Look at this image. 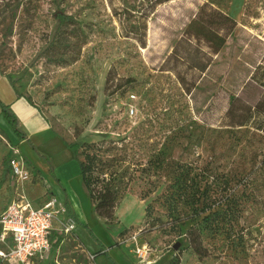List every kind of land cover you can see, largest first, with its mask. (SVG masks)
I'll list each match as a JSON object with an SVG mask.
<instances>
[{
	"label": "rangeland",
	"instance_id": "rangeland-1",
	"mask_svg": "<svg viewBox=\"0 0 264 264\" xmlns=\"http://www.w3.org/2000/svg\"><path fill=\"white\" fill-rule=\"evenodd\" d=\"M8 1L16 5L14 18L8 14ZM139 2L143 1L0 0V74L42 111L66 148L75 141H116L147 119L149 143L174 134L178 140L174 158L185 161L199 156L205 162L212 153L206 141L224 121L230 96L246 109L264 92L251 79H264V0H169L148 17L145 40L136 41L123 36L113 11L119 3ZM61 10L78 21L72 41L58 40L54 14ZM7 27L12 35L5 37ZM211 28L224 40L218 51L213 48L216 38ZM255 122L264 125V116L256 115ZM187 137L189 146H179ZM239 137L232 135L231 140L237 142ZM242 138L245 150L237 164L247 173L236 187L243 203L236 235L206 239L204 255L195 254L183 235L162 230L161 222L171 220L163 206L156 204L151 216L144 217L145 206L155 196L148 190L153 187L148 179L156 181L157 176L140 168L132 172L134 180L112 223L95 215L80 175L72 178L71 193L82 209L83 217L77 215L91 232L87 235L94 234L109 247V255L103 256L117 264H173L178 254L179 264H264V167L250 170L247 155L257 148L254 163L264 162V132ZM14 149L0 122V212L17 191L11 171L4 166ZM34 151L45 160L43 153ZM145 154L139 153L143 162ZM72 161L78 165L74 154ZM32 178L33 172L23 189L30 200L39 202L50 189L44 176L39 182ZM158 213L161 218H156ZM58 239L56 263L50 264H96L95 252L73 232ZM136 248L143 250V258Z\"/></svg>",
	"mask_w": 264,
	"mask_h": 264
},
{
	"label": "trees",
	"instance_id": "trees-1",
	"mask_svg": "<svg viewBox=\"0 0 264 264\" xmlns=\"http://www.w3.org/2000/svg\"><path fill=\"white\" fill-rule=\"evenodd\" d=\"M142 1L139 2V5L119 3V6H116L113 11L123 36L136 41L145 40L148 17L159 4L169 0ZM11 2H7L6 8L9 16L14 18L16 5ZM54 17L58 21V40L72 41V38L76 36L74 30L78 25L77 19L73 14L62 10L56 11ZM225 18L228 19V17ZM216 29L211 28V35L216 38L213 48L218 51L224 40ZM11 35L12 28L7 27L3 36ZM251 79L253 85L257 84L264 88V79H256L255 76H252ZM15 92L18 96H24L16 90ZM24 97L33 104L29 97ZM235 100V97L230 96L224 121L213 129V132L216 133L213 139L206 141L207 147L212 153L205 162L201 161L199 156L196 159L185 161L174 158L172 154L177 146L174 145V142L178 143L174 134L168 133L170 135H167L160 143L156 140L149 143V139L152 138L151 122H148L147 119L134 127L131 134H126L116 141L102 139L66 144L78 161L82 184L92 203L95 215L112 223L117 206L124 199L129 184L134 180L132 172L137 170L135 168H140V171L144 173L153 170L157 176L156 181L148 179L149 184H153V187L148 190L150 193L154 191L155 196L151 200L152 202L145 206L144 217L151 216L156 204L163 206L171 220H167L165 225H162L163 223L159 219L160 227L169 235H183L188 247L195 254L204 255L206 239L236 235L239 218L243 211L240 191L236 187L241 184L240 182L247 173L243 172L237 161L241 162L238 158L243 155L245 150L244 147L242 148V136L250 133L254 138L261 136V133L264 132V125L255 122L256 115L264 116V92L252 106L246 109L236 104ZM0 109L11 129L20 138L26 139V135L18 126V119L10 108L0 101ZM238 134H240L239 141L231 140L232 135ZM186 139H188L187 142L179 141V146L187 148L190 139L188 137ZM219 140H223V142L220 144ZM29 143L32 145L30 141ZM32 147L36 149L33 145ZM220 148L223 149L218 151ZM141 151L146 152L144 162L139 159ZM257 152V148L247 151L252 164L250 170L264 167V162H260L259 166L254 163ZM44 158L53 175L50 159L46 155ZM4 166L5 171L10 172L8 157L4 159ZM32 168V181L39 182L40 178L42 179L40 171L35 167ZM161 178L164 179L163 183L159 181ZM153 188L157 189L153 190ZM64 204L68 215L74 221L77 220L66 200ZM161 216L158 213L156 218H161ZM187 221L189 222L188 227L182 232V226ZM59 242L60 239L54 240V246H58ZM107 258L111 260V258ZM112 263L117 264L113 261ZM173 264H179V254Z\"/></svg>",
	"mask_w": 264,
	"mask_h": 264
},
{
	"label": "built area",
	"instance_id": "built-area-1",
	"mask_svg": "<svg viewBox=\"0 0 264 264\" xmlns=\"http://www.w3.org/2000/svg\"><path fill=\"white\" fill-rule=\"evenodd\" d=\"M9 166L17 191L0 212V264L56 263L53 241L71 235L74 220L64 202L49 191L39 202L27 197L23 184L32 174L17 149L9 157ZM136 251L144 257L142 249L136 248Z\"/></svg>",
	"mask_w": 264,
	"mask_h": 264
},
{
	"label": "crops",
	"instance_id": "crops-1",
	"mask_svg": "<svg viewBox=\"0 0 264 264\" xmlns=\"http://www.w3.org/2000/svg\"><path fill=\"white\" fill-rule=\"evenodd\" d=\"M0 94V101L10 108L11 112L18 119L19 128L26 135V139H23L13 130L12 132L0 109V122L4 125L5 131L11 135L12 143L16 145L20 155L30 161L32 167L39 169L40 176L42 178L44 176L45 185L50 189L49 192L55 195L56 191H58V194H56L58 197H56L62 202L67 201L68 207L77 219L74 221L75 228L72 232L88 250L95 252V254L97 253L95 255L96 264H113L110 259H106L103 256L105 254L109 255L110 248L105 246L94 234L90 235L93 240L87 235V232L88 234H91V232L88 231L87 225L81 219L83 217L82 209H80V204L76 200L77 198L75 199L71 193L70 183L72 178L80 175L79 166L72 161V151L64 147L65 144L62 142L59 134L54 130L42 111L29 102L24 97L25 95L18 96L6 76L2 74H0ZM29 141L39 152L50 159L53 164L54 178L49 175L50 167L48 163L38 156ZM111 259L116 263L114 258Z\"/></svg>",
	"mask_w": 264,
	"mask_h": 264
}]
</instances>
